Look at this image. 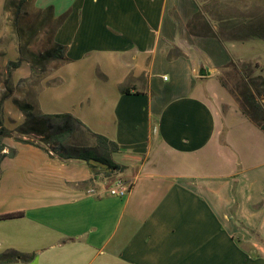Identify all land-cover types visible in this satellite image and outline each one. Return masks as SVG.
Wrapping results in <instances>:
<instances>
[{
	"label": "crops",
	"instance_id": "obj_1",
	"mask_svg": "<svg viewBox=\"0 0 264 264\" xmlns=\"http://www.w3.org/2000/svg\"><path fill=\"white\" fill-rule=\"evenodd\" d=\"M58 1L38 3L65 14L54 42L67 60L25 101L116 142L112 159L124 169L114 174L132 188L110 196L103 170L5 139L1 154L16 153L0 161V255L32 256L9 264H264V131L221 84L232 43L190 33L196 0ZM51 90L60 109H46ZM9 214L21 216L1 218Z\"/></svg>",
	"mask_w": 264,
	"mask_h": 264
},
{
	"label": "rangeland",
	"instance_id": "obj_2",
	"mask_svg": "<svg viewBox=\"0 0 264 264\" xmlns=\"http://www.w3.org/2000/svg\"><path fill=\"white\" fill-rule=\"evenodd\" d=\"M38 1L27 0L21 3V0H0V105L3 108L4 126L13 131L25 120L14 101L30 102L25 101L26 95L36 91L39 86L52 83L56 79V69L60 64L59 60L46 61L41 56L54 48V34L63 22L65 14L56 17L51 8H47V5L40 6ZM46 2L48 0H41V4ZM58 2L61 5L68 4V0ZM196 4V14L201 12L202 17L206 16L210 20L222 18L234 23L230 30L223 31L227 36L243 37L254 32L264 33V0H196ZM182 11L185 14L190 13L189 6L186 5ZM217 24L214 22L215 29ZM202 31L206 32L207 27ZM223 42L232 43L231 49L235 55L232 61L237 66L240 65V69L234 66L225 67L220 78H223L227 87L221 82L222 86L235 99L231 92L241 93L240 90L244 86L241 74L249 75L251 69V74L256 77L257 88L264 91V39ZM175 54L176 52L173 53ZM17 61L21 62L19 68L10 66V63ZM247 64L251 65L248 69L243 67ZM21 96L25 99H21ZM59 97L53 90L43 94L42 99L49 106L46 109H60L55 108ZM261 98L258 100L263 103ZM237 106L240 109L238 103ZM258 116L263 119L264 124V106L263 112ZM27 139L41 144L35 136H29ZM82 142L93 143L87 139Z\"/></svg>",
	"mask_w": 264,
	"mask_h": 264
},
{
	"label": "trees",
	"instance_id": "obj_3",
	"mask_svg": "<svg viewBox=\"0 0 264 264\" xmlns=\"http://www.w3.org/2000/svg\"><path fill=\"white\" fill-rule=\"evenodd\" d=\"M24 1L27 0H21V3ZM200 20L202 21L199 23L198 21ZM214 22L218 23L217 29L214 27ZM232 24L234 23L222 18H214L210 20L206 16L202 17L201 12H199L190 20L188 29L190 33L195 36L217 37L222 41H246L251 38L264 39L263 32H254L243 37L225 35L223 31L230 30V26ZM235 26L236 24L234 27ZM206 27L207 31L203 32L202 30ZM174 52H176L175 55H173ZM181 55L182 53L180 51H172L169 57L174 58L175 56L178 57ZM41 57L46 61L59 60L60 63H63L67 60L66 47L55 43L54 48L47 50L42 54ZM20 65L21 62L19 61L10 63V66H13L16 69L19 68ZM230 66H234V68L236 67L238 70L240 69V65L237 66L234 61L226 66V68H229ZM243 67L248 69L251 67V65L247 64ZM249 72V75L241 74L242 82L244 84L240 90L241 93L234 92L233 90L231 93L234 95L241 112L246 115V117L251 122L264 131L263 119H260L258 116L259 113L263 112L264 91L260 88H257L255 79L256 77L251 74V69ZM220 81L224 87H227L223 78H220ZM121 91L122 93L126 94L130 93V91L125 87H122ZM259 98L262 99L263 103L259 102ZM14 103L25 116V120L14 131L6 128L2 121L3 108L0 105V161L4 157H14L16 152L13 149H9L8 154H1L4 149L8 148L4 143V140L7 138H12L22 143L34 144L48 153L52 152L61 160L84 161L90 165L93 171H95L97 168L99 169V172L103 170L101 176L104 180L113 173L123 171L124 168L115 163L112 159V154L118 152L119 150L118 144L114 141H111L106 136L93 133L74 115L70 113L43 114L32 103L22 102L20 100H15ZM29 136L37 137L41 144L25 139ZM83 139L91 140L93 143L86 144L82 142ZM19 216H21V214H9L2 216L1 218H15ZM31 260L32 256H26L14 250L0 255V264L29 262Z\"/></svg>",
	"mask_w": 264,
	"mask_h": 264
},
{
	"label": "built area",
	"instance_id": "obj_4",
	"mask_svg": "<svg viewBox=\"0 0 264 264\" xmlns=\"http://www.w3.org/2000/svg\"><path fill=\"white\" fill-rule=\"evenodd\" d=\"M105 182L107 184V191L109 195L117 198L126 197L130 189L132 188L131 182L125 180L124 178L114 173L107 177L105 179ZM88 193L90 195H93L96 193V190L91 189L88 191Z\"/></svg>",
	"mask_w": 264,
	"mask_h": 264
}]
</instances>
